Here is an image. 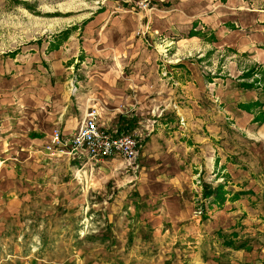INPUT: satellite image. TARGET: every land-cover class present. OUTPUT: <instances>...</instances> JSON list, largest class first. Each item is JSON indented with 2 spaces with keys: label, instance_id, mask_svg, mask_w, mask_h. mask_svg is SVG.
<instances>
[{
  "label": "crops",
  "instance_id": "crops-1",
  "mask_svg": "<svg viewBox=\"0 0 264 264\" xmlns=\"http://www.w3.org/2000/svg\"><path fill=\"white\" fill-rule=\"evenodd\" d=\"M142 16L121 12L90 30L79 41L84 54L76 71L75 53L59 45L14 67L11 74L1 73L0 217L8 219L18 211V195L34 187L33 182L42 191L56 192L59 184L53 187L48 179L85 167L91 189H105L115 176L118 199L106 202L112 211L120 208L121 219L132 218L138 225L127 248L137 251L136 257L131 254L116 264H178L179 253L186 263L184 257L193 255L188 248H197L201 232L233 225L223 216L210 215L207 222L194 216L192 199L202 193V181H211V188L222 185L226 204L264 192V85L243 87L246 78L240 76L251 65L264 64V0H182L147 19L150 30L167 41L175 62L164 79L157 54L135 36ZM190 29L213 31V43L238 58L227 68L237 74L217 73L212 77L220 80L216 85L198 63L181 62V32ZM190 39L208 42L195 34ZM88 98L97 100L100 126L139 140L136 174L118 156L71 160L69 147L60 146L64 150L54 154L45 149L54 129H60L62 139L72 135ZM211 171L218 175L208 181ZM235 193L241 194L233 199ZM201 253L205 264L213 263L215 254Z\"/></svg>",
  "mask_w": 264,
  "mask_h": 264
},
{
  "label": "rangeland",
  "instance_id": "rangeland-1",
  "mask_svg": "<svg viewBox=\"0 0 264 264\" xmlns=\"http://www.w3.org/2000/svg\"><path fill=\"white\" fill-rule=\"evenodd\" d=\"M180 2L182 0H0V75L11 74L14 67L35 60L39 53L59 45L69 54L75 53L71 60L74 59L72 64L76 71V67H81L80 56L84 54L80 52L79 41L89 36L90 30H98L101 24L104 26L108 18L126 12L144 15L142 24L134 29L135 36L141 37L143 45L157 54L163 63L159 77L164 79L168 65L175 62L169 57L171 51H168L167 41L157 30H150L147 19ZM203 31V34L198 29L181 32L183 36L177 55L181 62L198 63L203 76L217 85L220 80H212V77H218L217 73L237 74L236 70L231 74L227 68L238 58L213 43V31ZM194 34L208 41L207 45L191 40ZM182 65L187 66L186 63ZM240 76L246 78L247 84H242L243 87L263 86L264 64L251 65ZM74 90L71 87L70 91ZM138 155L131 163L125 160L133 174L137 172ZM75 167L73 174L68 172L65 177L46 181L53 187L59 184L56 192L52 188L42 191L36 186L37 182H33L34 187L18 195V211L8 219L0 217V264H106L108 259L116 264L131 254L136 257L137 251L127 248L137 223L132 218L121 219L120 208L114 207L112 211V205L108 206L106 202L115 203L118 199L119 191L112 184L115 176L105 189H91L88 188V176L83 172L87 168L76 172ZM216 171H211L205 179L216 178ZM42 182V179L38 181L39 184ZM210 182L205 185L202 181L201 188L216 195L217 188L207 185ZM236 188L243 187L236 185ZM223 191L225 199L224 188ZM215 199L213 194L195 193L192 199L194 216L200 222H207L210 215L216 219L223 216L233 225L219 231L201 232L202 238L195 243L197 248H188L193 255L184 257L188 262H182L181 253L175 261L178 264H205L201 252H212L210 254L216 255L212 264H264V192L244 194L231 204L224 203V199L217 204ZM125 208L123 205L122 209ZM108 215L111 223L107 220Z\"/></svg>",
  "mask_w": 264,
  "mask_h": 264
},
{
  "label": "built area",
  "instance_id": "built-area-1",
  "mask_svg": "<svg viewBox=\"0 0 264 264\" xmlns=\"http://www.w3.org/2000/svg\"><path fill=\"white\" fill-rule=\"evenodd\" d=\"M96 102V99L90 100L79 124L67 139L61 138L59 128L54 129L45 149L54 154L57 150L62 151L60 146L69 147L66 153L71 160L83 157L96 162L118 156L129 163L135 161L140 147L139 140L127 132L100 126L97 122L99 111Z\"/></svg>",
  "mask_w": 264,
  "mask_h": 264
},
{
  "label": "trees",
  "instance_id": "trees-1",
  "mask_svg": "<svg viewBox=\"0 0 264 264\" xmlns=\"http://www.w3.org/2000/svg\"><path fill=\"white\" fill-rule=\"evenodd\" d=\"M218 192H216L217 194L215 195V193H212L211 191H207V189H205V187L203 188V194L205 196H208L210 194H213L214 197L216 198L215 201L217 202V204H220V200H223L224 199V196H223V188H222V185H218V187H216ZM239 194H234L233 196V199L238 197Z\"/></svg>",
  "mask_w": 264,
  "mask_h": 264
}]
</instances>
